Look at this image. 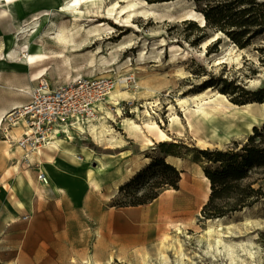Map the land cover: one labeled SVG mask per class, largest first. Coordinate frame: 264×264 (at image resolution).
Segmentation results:
<instances>
[{
  "label": "rangeland",
  "instance_id": "1",
  "mask_svg": "<svg viewBox=\"0 0 264 264\" xmlns=\"http://www.w3.org/2000/svg\"><path fill=\"white\" fill-rule=\"evenodd\" d=\"M65 1L0 0V12H6L0 16V115L7 116L27 102L45 83L54 88L93 76L97 67L112 69L97 76L112 77L116 82L133 73L138 87L122 89L130 97L119 103L107 96L101 114L91 122L104 124L112 133L111 140L99 143L90 131L68 127L75 133L67 143L69 148L81 153L84 146L108 155L104 157L108 168L102 171L95 158L76 164L62 151L48 147L41 149L42 154L26 153L14 140L23 132L21 123L10 127L7 135L1 130L5 121L0 124V264H37V259L47 258L63 261L60 264H264V198L223 216L220 236L235 247L234 261L224 243H216L219 235L208 232L210 221L201 216L210 187L202 175L208 163L199 155L200 149L242 145L252 133L222 145H205L199 142L204 136L198 127L191 129V107H196L197 98L206 102L223 94L232 104L264 101V92L256 93L264 88V32L241 48L225 32L219 31V37L213 38L218 32L212 28L191 27V22L199 27L206 24L195 0H139L143 9L154 10L152 17L135 18L136 26H125L91 12L79 18L83 27L65 43L58 37L59 29L72 28L77 20L74 12L61 10ZM172 2H178L174 9ZM100 20L109 22L114 30H96ZM123 40L126 44L121 50L113 47ZM73 44L82 46L72 50ZM27 53H43L45 58L30 61ZM173 117L178 120L172 121ZM124 118L133 119L141 130H129ZM152 121L171 139L160 140L158 127L148 126ZM163 141L181 155L173 163L184 177H191L200 194L187 196V184L182 193L161 189L158 198L149 202L153 203L150 208L134 213H157L161 206L188 199L184 233L177 235L174 224L156 219L144 252L124 254L109 249L101 243L100 200L113 195L110 206L132 207L114 204L137 201L152 192L143 188L135 196H126L119 188L152 158L165 156L158 146ZM91 145L109 152L99 153ZM127 167L133 172L123 175ZM40 172L49 176V184L39 181ZM69 180L77 184L76 196L68 193L65 183ZM56 187L59 194L52 190ZM87 198H91V209L85 207ZM244 246H252L256 252L253 262L241 255Z\"/></svg>",
  "mask_w": 264,
  "mask_h": 264
},
{
  "label": "bare ground",
  "instance_id": "2",
  "mask_svg": "<svg viewBox=\"0 0 264 264\" xmlns=\"http://www.w3.org/2000/svg\"><path fill=\"white\" fill-rule=\"evenodd\" d=\"M109 1L110 0H66L61 6V10L74 12L77 20L74 22L72 28L59 29V39L61 41H64L65 43L70 42V38L75 35V31L83 27L79 22V18H84V15H87L91 12L96 13L95 15L97 16L113 19L117 24L125 26H134L135 18L152 17V12L154 13V10L151 11L149 9H143L142 2L139 0H114L110 4L108 3ZM122 2H125V4H122ZM177 4L178 2H172L170 6H172L174 9V7H177ZM5 14V11L0 12V16H4ZM137 29L139 30V28ZM96 30L113 31L114 29L109 22L100 20L96 24ZM219 34L220 32L216 33L213 38L219 37ZM206 43L209 44L210 41L208 40V42ZM125 44L126 42L123 40L120 43L114 44L113 47H115L117 50H121L123 46H125ZM81 46L82 45L73 44L71 47L72 50H76ZM141 56H144L143 53H141ZM26 57L30 61L45 58L43 53H27ZM92 62H95V60H93ZM109 71H112V69H107V67H97L91 73H93V76H97L100 73H106ZM117 81L118 82L115 83L113 89L108 94V97L111 100H115L116 103H119L120 99L129 98L130 93L128 92V90H122L127 88L126 77H122ZM197 100L201 101L198 102ZM194 102L196 103V107H191V129H193L195 126L198 127V131L201 132V136H204L202 138H199V142L205 145H222L225 143H229L233 139L249 135L253 133V129L255 126L261 124L264 121V101L248 102L246 104L238 105L230 103L225 95L218 94L217 100H209L203 102L202 98H197L194 100ZM5 114L0 115V124L3 123L6 117ZM148 115H150V113H148ZM171 120L177 121L178 119L173 117ZM91 122L92 121H90V123ZM123 124L129 130H141L142 128L141 125L137 124L133 119L130 118H124ZM101 126L93 122L88 127H82L81 131H90L94 139L99 143L105 139L111 140V138L108 137L109 135H112L110 130L104 127V124H102ZM148 126L158 127V135L160 140L171 139L169 134L164 129L160 128L156 124V122L152 121L148 123ZM63 131L65 136H61L60 134H58L62 131L57 132L45 147H48L49 150L62 151L69 160L73 161V163L79 164L82 159L84 161H90L92 158H95L99 163L100 171L107 168V163L104 160V157L107 155L97 154L92 149L84 146H82L81 153L76 152L74 149L67 146V143L75 138V133L72 129L67 127H64ZM148 143H152V140L150 138H148ZM39 153L42 154L44 152L43 150H39ZM180 159V157H177L178 161ZM166 161L170 162L172 160L170 157H167ZM132 172V168L127 167L126 171L123 172V175H130ZM202 175L204 179L207 180L208 187H210L209 178L204 174V172H202ZM92 182L95 183L96 188L99 187L97 182H95L94 180H92ZM182 184H184V187L186 184L188 185L187 196L194 193L200 194L199 188L196 184H194L189 176H185L183 178ZM53 189L56 193H59V189ZM168 190L175 191V189L173 188ZM187 200L188 199H181L179 202L161 206L156 214L157 219H160L162 222L170 223L171 225L174 224V226H172V230L176 231L177 235H181L184 233V227L186 226V222L184 219L188 216L186 214ZM208 220L210 221L208 232L212 236L219 235V237L216 239V243H224V245L227 247L228 254L231 255V259L232 261H234L236 259V257L234 256L235 247L231 244H228L226 241H223L224 239L222 238V236H220L222 235V231L224 228L223 217ZM242 251L243 252L241 255H243L246 259L249 258L251 262H253L256 257V252L253 250V247L244 246L242 248ZM36 262L37 264H60L63 261L56 260L55 258H47L37 259Z\"/></svg>",
  "mask_w": 264,
  "mask_h": 264
},
{
  "label": "trees",
  "instance_id": "3",
  "mask_svg": "<svg viewBox=\"0 0 264 264\" xmlns=\"http://www.w3.org/2000/svg\"><path fill=\"white\" fill-rule=\"evenodd\" d=\"M195 1L201 6L206 24L199 27L191 22V27L225 32L241 48L249 46L253 38L264 32V0ZM223 81L227 82L226 79ZM263 92L264 88L256 93ZM169 144L167 141L160 142L158 146L165 156L152 158L147 166L119 188V193L126 196H135L143 188L152 192L137 197V201L114 205L148 204L158 198L161 189H179L183 170L167 162L166 157L181 155L168 149ZM91 147L99 153L109 152L96 145ZM199 155L208 163L203 166V171L210 180V193L201 208L204 219L223 217L251 207L264 198V124L255 126L242 145L200 149Z\"/></svg>",
  "mask_w": 264,
  "mask_h": 264
},
{
  "label": "built area",
  "instance_id": "4",
  "mask_svg": "<svg viewBox=\"0 0 264 264\" xmlns=\"http://www.w3.org/2000/svg\"><path fill=\"white\" fill-rule=\"evenodd\" d=\"M125 77L126 87L137 89L135 74ZM115 83L112 77L105 76L83 77L54 88L45 83L32 93L27 102L7 114L1 130L7 135L10 127L21 123L23 132L14 140L26 153L39 152L54 134L59 131L62 132L58 134H64V127L81 131L82 127L99 117L101 104ZM38 179L42 184L49 183L45 172H40Z\"/></svg>",
  "mask_w": 264,
  "mask_h": 264
},
{
  "label": "crops",
  "instance_id": "5",
  "mask_svg": "<svg viewBox=\"0 0 264 264\" xmlns=\"http://www.w3.org/2000/svg\"><path fill=\"white\" fill-rule=\"evenodd\" d=\"M167 157L171 158L172 161L170 162H172L171 164L174 165L173 162L177 160V157L172 155H168ZM98 171H100L99 168ZM70 174L73 175L74 172H71ZM183 178L184 175L182 172L180 187L179 189H175V191L180 193L184 190V184H182ZM65 185L68 187V193H71L72 196H76L75 188L77 187V184L74 185L72 181L69 180L67 183H65ZM95 190H99V189L95 188ZM112 196L113 195L108 196L106 200H100V205H99L100 210H97V212H100L102 214V216L100 217V220L102 222L100 223L102 230H104L103 231L104 239L103 240L101 239L102 240L101 243L107 244L109 249L116 248L119 252L124 254L129 253L131 250H136L138 254L144 252L145 250L148 249V246L150 244L149 240L150 237L152 236L150 233L151 231H153L152 222L156 221L157 213L151 211V213L149 214H141L139 212V215H135L134 212L137 211V209H141L142 207L145 206L150 208L153 203L140 205V206H132V207H120L117 209L109 205ZM85 202H86L85 207L91 209V198H87Z\"/></svg>",
  "mask_w": 264,
  "mask_h": 264
}]
</instances>
